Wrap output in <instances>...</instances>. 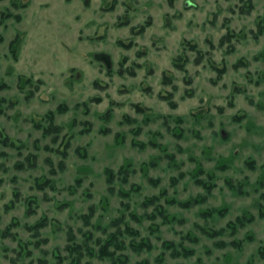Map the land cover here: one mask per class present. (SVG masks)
I'll list each match as a JSON object with an SVG mask.
<instances>
[{"label": "rangeland", "instance_id": "obj_1", "mask_svg": "<svg viewBox=\"0 0 264 264\" xmlns=\"http://www.w3.org/2000/svg\"><path fill=\"white\" fill-rule=\"evenodd\" d=\"M0 264H264V0H0Z\"/></svg>", "mask_w": 264, "mask_h": 264}, {"label": "trees", "instance_id": "obj_2", "mask_svg": "<svg viewBox=\"0 0 264 264\" xmlns=\"http://www.w3.org/2000/svg\"><path fill=\"white\" fill-rule=\"evenodd\" d=\"M144 30H145V27H141V28H140V32H143ZM122 46H124V47H126V48H131V47L133 46V43L131 42V43L127 44V45L123 43ZM110 178H112V177H110ZM239 222H240V224H242V220L239 219ZM110 240H111V239H110ZM111 241H114V242H115L114 239H112ZM111 244H114V243L111 242V243L107 244V246L105 247L107 251H108V246L111 245ZM109 253H110V252L108 251V255H109ZM110 257L114 258V255H113L112 253H110Z\"/></svg>", "mask_w": 264, "mask_h": 264}, {"label": "water", "instance_id": "obj_3", "mask_svg": "<svg viewBox=\"0 0 264 264\" xmlns=\"http://www.w3.org/2000/svg\"><path fill=\"white\" fill-rule=\"evenodd\" d=\"M96 58L97 61L104 62L108 67L111 66L110 59L106 55H98Z\"/></svg>", "mask_w": 264, "mask_h": 264}]
</instances>
